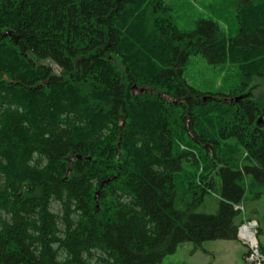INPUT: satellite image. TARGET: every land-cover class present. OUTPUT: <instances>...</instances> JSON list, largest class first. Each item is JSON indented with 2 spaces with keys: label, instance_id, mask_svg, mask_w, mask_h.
Listing matches in <instances>:
<instances>
[{
  "label": "trees",
  "instance_id": "trees-1",
  "mask_svg": "<svg viewBox=\"0 0 264 264\" xmlns=\"http://www.w3.org/2000/svg\"><path fill=\"white\" fill-rule=\"evenodd\" d=\"M238 1L231 36L181 30L165 0H0V264H160L263 233L245 197L264 186V97L244 88L264 79V0ZM197 55L242 84L193 88Z\"/></svg>",
  "mask_w": 264,
  "mask_h": 264
},
{
  "label": "rangeland",
  "instance_id": "rangeland-1",
  "mask_svg": "<svg viewBox=\"0 0 264 264\" xmlns=\"http://www.w3.org/2000/svg\"><path fill=\"white\" fill-rule=\"evenodd\" d=\"M165 2L171 8L172 17L181 30H193L199 20H213L228 35L235 36L237 34L238 0H165ZM184 78L193 88L205 93L230 94L233 89H237L242 84L237 67L230 63L212 64L203 55L190 58L184 71ZM244 89V93L251 98L264 97V79L255 77ZM262 117H259L258 120H262ZM259 125L264 127V121ZM186 126L190 130L189 117L186 119ZM180 148L196 151L193 146L187 148L186 145L181 144ZM247 181H245L246 186ZM255 192L260 195L250 201L254 192H251L250 189L247 190L245 206L249 210L256 211L261 220L263 233L260 236L257 234V242L260 252L264 253L261 249V241L264 243V186H257ZM217 208L218 197L215 192H212L206 195L197 212L214 214L217 212ZM53 209L57 211L59 207L53 205ZM257 222L258 228L260 224L259 221ZM249 251V245L239 239L238 241H207L197 251H194L192 243H184L177 248L174 254L166 256L160 264H249L247 256H244V253Z\"/></svg>",
  "mask_w": 264,
  "mask_h": 264
},
{
  "label": "built area",
  "instance_id": "built-area-1",
  "mask_svg": "<svg viewBox=\"0 0 264 264\" xmlns=\"http://www.w3.org/2000/svg\"><path fill=\"white\" fill-rule=\"evenodd\" d=\"M257 222L250 221L243 224L238 231V237L243 243L249 245V264H264V253H261L257 242Z\"/></svg>",
  "mask_w": 264,
  "mask_h": 264
},
{
  "label": "water",
  "instance_id": "water-1",
  "mask_svg": "<svg viewBox=\"0 0 264 264\" xmlns=\"http://www.w3.org/2000/svg\"><path fill=\"white\" fill-rule=\"evenodd\" d=\"M4 78H5V80L8 79L7 76H4ZM133 89H134L135 92H142V91H143L142 89L137 90V87H136V86H134ZM238 100H239V98L236 99V101H238ZM232 101H233V99H229V100L226 99V102H232ZM260 121H261V120H259V122H260Z\"/></svg>",
  "mask_w": 264,
  "mask_h": 264
},
{
  "label": "crops",
  "instance_id": "crops-1",
  "mask_svg": "<svg viewBox=\"0 0 264 264\" xmlns=\"http://www.w3.org/2000/svg\"><path fill=\"white\" fill-rule=\"evenodd\" d=\"M262 246L264 247V243L261 241Z\"/></svg>",
  "mask_w": 264,
  "mask_h": 264
}]
</instances>
